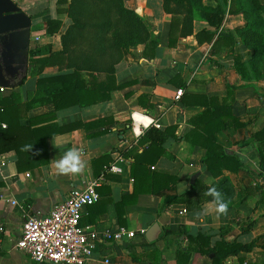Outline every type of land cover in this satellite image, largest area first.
Instances as JSON below:
<instances>
[{
	"label": "crops",
	"instance_id": "0c3cea01",
	"mask_svg": "<svg viewBox=\"0 0 264 264\" xmlns=\"http://www.w3.org/2000/svg\"><path fill=\"white\" fill-rule=\"evenodd\" d=\"M13 1L30 16L32 44L39 46L40 54L59 50V33L70 22L66 14L69 0ZM122 2L135 11L147 32L143 42L121 48V56L113 63L114 83L126 82L124 85L111 87L101 99L61 108H54L50 92L39 87L36 78L68 73L72 68L50 64L38 73H31L28 65L21 84L15 86L21 100L32 99L30 107L18 118L19 124L30 128L46 126L36 132V138L45 136L47 161L16 170L14 151L0 153V264H33L28 254L16 246L25 216L46 213L71 187L79 185L81 180L92 179L96 181L99 196L85 207L82 223L91 225L98 233L122 226L133 234L98 241L85 264H210L211 252L185 251L187 235L197 232L209 236L210 246L217 240L249 246L225 254L222 264H264V169L256 148L242 141L264 125V78L241 76L233 68V54L238 53L242 61L249 57V49L234 32V28L244 23L241 12L231 10L237 8L235 0H201L207 8L224 10L219 26L209 24L195 13L191 33L177 35L173 45L167 44L172 15L162 9V0ZM49 17L61 21L53 34L44 32ZM180 17L177 13L174 18L177 19L172 27L174 35ZM201 29L214 34L209 40L203 37L197 41L194 33ZM219 31L230 32L232 43H219L213 51L211 46ZM92 74L97 80L104 77L103 71ZM79 75L89 89L94 78L85 70H80ZM227 83L234 86L232 92L226 91ZM6 91L4 88L0 92ZM190 93L216 96L219 102L223 98L230 103L231 114L244 123L237 127L222 124L215 132V142L227 153H234L241 163L235 171L221 167V173L214 177L200 165L204 147L197 143L198 138L191 141L184 136L193 128L190 118L204 104ZM103 94V90L93 93ZM75 121L96 122L58 131L61 125ZM146 124L159 129L174 125L171 134L163 140V151L150 168L168 173L176 180L156 191H141L121 201V195L132 190L129 162L131 154L147 143L139 142ZM69 148L81 152L86 168L78 175H59L53 160H58ZM99 155L101 159L93 161ZM195 171H199L195 178L206 184L226 176L233 187L226 216L217 218L213 212L201 223L194 213L212 200H202L194 209H187L181 201V193L188 188L190 175ZM166 181L170 178H164ZM153 221L157 222L160 233L147 241L144 231Z\"/></svg>",
	"mask_w": 264,
	"mask_h": 264
},
{
	"label": "trees",
	"instance_id": "16d2710c",
	"mask_svg": "<svg viewBox=\"0 0 264 264\" xmlns=\"http://www.w3.org/2000/svg\"><path fill=\"white\" fill-rule=\"evenodd\" d=\"M235 4L237 8L231 10L240 11L244 23L234 28V32L242 45L249 49V57L242 61L238 53L233 54V68L241 76L264 78V0H235ZM162 9L172 15L167 35L168 45L174 44L177 35L183 36L191 33V21L195 13L202 15L209 24L215 27L219 26L224 13V10L219 7L207 8L203 6L201 0H162ZM177 13L181 16L179 18L180 25L177 34L174 35L172 27L176 24L177 19L174 18ZM66 14L70 18V22L59 33V50L49 51L42 55L37 44H30L28 50L27 64L31 73H38L44 65L50 64H56L58 68H72L68 73L36 78L39 87L50 92L49 98L54 108H61L72 103H89L106 97V91L111 87L124 85L126 82L114 83L113 63L121 56V48L127 47L129 44L143 42L147 37L141 19L135 11L125 7L122 0H69ZM60 25L61 21L58 18L49 17L45 20L44 32L53 34ZM213 34L214 32L205 29L194 33L197 41L203 37L209 40ZM225 41L228 44L232 43V34L219 31L211 46L212 50L214 51L217 44ZM245 65H247V71ZM80 70H85L91 78H94V81L90 82L89 89L85 87L84 81L79 75ZM100 71L104 72V77L97 80L92 73ZM226 85V91L232 92L234 86L229 83ZM6 89L5 93L0 92V153L10 149L14 151L16 170L45 163L47 161L45 136H41V139L38 140L36 132L45 129L43 127L46 126L30 128L28 125L24 126L18 122V118L32 104V99L23 101L15 87ZM99 90L104 91L102 96L93 95ZM193 96H197V100L203 102L204 108L190 118L193 128L185 134V139L194 141V137L198 138L197 143L204 147L200 165L212 176L219 175L221 167L235 171L241 163L234 153H227L215 142V132L222 124L237 127L243 126L244 123L237 116L231 114L230 103L224 101L223 98L219 102L216 96L195 93ZM94 122L96 121L85 123L75 121L71 124L61 125V128L58 127V131L69 129L71 125L84 124L83 126H86V124ZM1 123H4V126H1ZM173 126L159 129L151 125L144 130L139 142L147 143L140 151H134L131 154L132 159L129 162L128 171L133 180L132 190L122 194L121 201L127 197H134L141 191H156L176 180L168 173L154 171L150 168V165L163 151V140L168 133L171 134L170 130ZM242 141L249 142L256 148L259 164L264 169V125L251 131ZM31 145L32 148L29 150ZM100 159L99 155L93 158V161ZM93 173L97 174L98 172L93 170ZM166 177L170 178V181L164 182ZM211 187L222 192L226 200L233 193V187L226 176H221L210 184L195 178L181 193V201L185 203L187 209H194L202 200H212L211 196L205 195ZM79 222L82 223L81 219ZM185 246V251L196 249L201 253L211 252L210 264H222L221 258L225 254L249 247L239 242L223 240H217L210 246L209 236L200 232L194 235L188 234ZM181 251L184 253L183 250Z\"/></svg>",
	"mask_w": 264,
	"mask_h": 264
},
{
	"label": "built area",
	"instance_id": "2783aa9c",
	"mask_svg": "<svg viewBox=\"0 0 264 264\" xmlns=\"http://www.w3.org/2000/svg\"><path fill=\"white\" fill-rule=\"evenodd\" d=\"M95 185L94 179L81 180L46 213L25 216L16 246L28 254L33 264H85L98 241L133 234L122 226L98 233L91 225L79 222L85 207L99 196Z\"/></svg>",
	"mask_w": 264,
	"mask_h": 264
},
{
	"label": "water",
	"instance_id": "95a60500",
	"mask_svg": "<svg viewBox=\"0 0 264 264\" xmlns=\"http://www.w3.org/2000/svg\"><path fill=\"white\" fill-rule=\"evenodd\" d=\"M29 47L30 16L13 0H0V86L11 88L21 84L28 72ZM198 173L195 171L190 175V183ZM159 233V226L153 221L144 231V237L151 241Z\"/></svg>",
	"mask_w": 264,
	"mask_h": 264
},
{
	"label": "clouds",
	"instance_id": "9594fccd",
	"mask_svg": "<svg viewBox=\"0 0 264 264\" xmlns=\"http://www.w3.org/2000/svg\"><path fill=\"white\" fill-rule=\"evenodd\" d=\"M148 124H151L150 119H148ZM31 148L32 145L29 147V150ZM53 164L59 175H78L86 168V162L81 159V152L74 148L67 149L58 160H53ZM205 195L211 196L212 201L207 207L194 213L196 219L203 223L205 217L213 212L217 218L228 214L229 201L225 199L222 192L218 191L215 187H211Z\"/></svg>",
	"mask_w": 264,
	"mask_h": 264
},
{
	"label": "rangeland",
	"instance_id": "374dc122",
	"mask_svg": "<svg viewBox=\"0 0 264 264\" xmlns=\"http://www.w3.org/2000/svg\"><path fill=\"white\" fill-rule=\"evenodd\" d=\"M30 3H32V1H30ZM19 7V6H18ZM22 10V9H21ZM36 34H39L38 32H36ZM33 43V39H32V36H31V44ZM263 108V111H264V107Z\"/></svg>",
	"mask_w": 264,
	"mask_h": 264
}]
</instances>
